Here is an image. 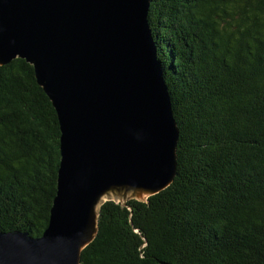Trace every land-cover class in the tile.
I'll return each mask as SVG.
<instances>
[{
	"label": "trees",
	"instance_id": "obj_1",
	"mask_svg": "<svg viewBox=\"0 0 264 264\" xmlns=\"http://www.w3.org/2000/svg\"><path fill=\"white\" fill-rule=\"evenodd\" d=\"M179 130L173 183L105 202L80 264H264V0H150ZM60 132L33 67L0 66V232L41 237Z\"/></svg>",
	"mask_w": 264,
	"mask_h": 264
},
{
	"label": "water",
	"instance_id": "obj_2",
	"mask_svg": "<svg viewBox=\"0 0 264 264\" xmlns=\"http://www.w3.org/2000/svg\"><path fill=\"white\" fill-rule=\"evenodd\" d=\"M149 5L0 0V66L33 67L60 132L48 226L38 238L0 232V264H80L105 202H145L173 183L179 130Z\"/></svg>",
	"mask_w": 264,
	"mask_h": 264
},
{
	"label": "rangeland",
	"instance_id": "obj_3",
	"mask_svg": "<svg viewBox=\"0 0 264 264\" xmlns=\"http://www.w3.org/2000/svg\"><path fill=\"white\" fill-rule=\"evenodd\" d=\"M115 202H118L117 200Z\"/></svg>",
	"mask_w": 264,
	"mask_h": 264
}]
</instances>
